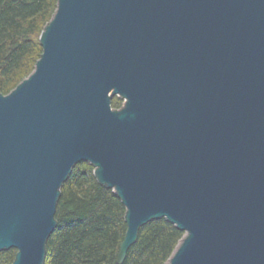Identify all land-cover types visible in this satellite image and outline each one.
<instances>
[{
  "label": "water",
  "instance_id": "obj_1",
  "mask_svg": "<svg viewBox=\"0 0 264 264\" xmlns=\"http://www.w3.org/2000/svg\"><path fill=\"white\" fill-rule=\"evenodd\" d=\"M31 73L0 92V252L44 264L82 161L165 264H264V0H57ZM114 96L122 100L111 106Z\"/></svg>",
  "mask_w": 264,
  "mask_h": 264
},
{
  "label": "trees",
  "instance_id": "obj_2",
  "mask_svg": "<svg viewBox=\"0 0 264 264\" xmlns=\"http://www.w3.org/2000/svg\"><path fill=\"white\" fill-rule=\"evenodd\" d=\"M57 0H0V92L7 94L34 68L42 47L39 35L55 12ZM122 100L114 96L113 108ZM125 207L100 185L93 167L77 163L61 187L47 240L44 264H117L126 223ZM183 232L166 219L142 226L122 264H165ZM15 249L0 252V264H10Z\"/></svg>",
  "mask_w": 264,
  "mask_h": 264
}]
</instances>
